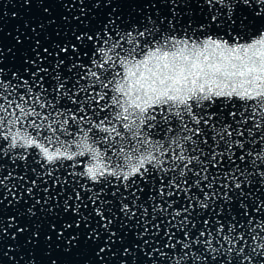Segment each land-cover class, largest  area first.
<instances>
[{
  "label": "snow or ice",
  "instance_id": "1",
  "mask_svg": "<svg viewBox=\"0 0 264 264\" xmlns=\"http://www.w3.org/2000/svg\"><path fill=\"white\" fill-rule=\"evenodd\" d=\"M44 2L23 0L28 7ZM86 2L91 8L80 7L71 24L67 15L57 23L48 7L41 9L46 23L26 21L33 36L13 40L28 46L6 50L19 54L18 66L4 65L0 48V203L10 194L20 201L10 177L25 181L20 187L30 197L42 184L43 204L35 200L42 209L63 193L41 214L55 217L59 207L70 215L49 231L75 257L107 233L94 250L100 264L111 244L124 243L110 227L118 219L117 228L139 241L121 256L142 253L144 264H264V199L245 192L264 189V0ZM53 25L71 35L49 39ZM248 29L256 38L241 43ZM29 157L39 165L31 180L3 163ZM109 188L119 193V216L101 199ZM35 204L24 210L29 218ZM94 217L97 226L89 227ZM8 220L12 227L15 218ZM82 222L86 233L65 236ZM26 230L17 226L11 238ZM5 235L0 218V239ZM39 236L37 226L25 243ZM7 255L0 252V260Z\"/></svg>",
  "mask_w": 264,
  "mask_h": 264
},
{
  "label": "water",
  "instance_id": "2",
  "mask_svg": "<svg viewBox=\"0 0 264 264\" xmlns=\"http://www.w3.org/2000/svg\"><path fill=\"white\" fill-rule=\"evenodd\" d=\"M42 7H48L50 9V14H54L57 23H59V18L62 15H67L69 17L70 24L74 23L71 21V17L73 15L79 14L80 7H86L91 8L90 4H87L85 0V4L81 5L77 2V0H72V5L65 9L61 4L50 2V0H45V2L42 5H38L33 3L31 7H28L23 4V0H0V9H2V13H0V48H3L5 50V57H4V65L8 67H12L13 65H19L21 61L19 60V54H17L15 57L11 56V54L7 53V49L12 47L13 51H15L16 48L21 47H27V42L24 45H16L15 41L13 40V36H15L17 33L21 34V37L25 35L31 37L33 36V33L28 31L25 28V22H29L32 27H35L37 23H46V19L44 14L42 13L41 9ZM97 10H93V12H96ZM15 12L16 15L13 16L12 13ZM102 14V13H101ZM55 31L59 32V35L56 36L53 33ZM254 29H248L247 32H241V43L250 42L251 39L256 38L254 37ZM264 31V29H262ZM49 39H64L65 34L68 36L71 35V32L68 28L61 25L60 28H56V25H53L52 27L47 28V33ZM45 35V34H41ZM3 163L7 166V170H13L17 175H24L31 180L33 178L32 172L30 171L31 168H39V165L32 163V158L29 157L26 162H20V161H13L9 160L7 158L4 159ZM27 165V166H25ZM64 170L61 169L59 174H63ZM70 182L73 183L74 181L72 178H68ZM10 181L16 185V187L12 190L16 196L21 197L19 203H17L15 200H13V196L10 194L4 199L2 203H0V209H2V212H0V218L3 219V225L7 229L8 235L3 236L2 239H0V252H7V256H3L2 260H0V264H26L29 259H31L34 264H51V260L55 259L57 260V264H61L62 261H69L76 259L77 261L87 258L90 261V264H100L99 260L94 255V250L103 245L104 243V237L107 235V233H104L98 228V231H101V238L97 242V244H91L89 242V245L87 246V252L85 257H75L74 255H64L62 252L63 249V243L61 240L56 239L55 232H50L48 229V225L50 223H56L57 220L63 221L65 219H68V215L61 211L59 207L55 209L56 216H50L47 214H41L42 211H46L49 204H53L56 202H62L63 199V193L60 194V196L56 197L55 200H49L48 204H44L43 209L41 208V204H43V201L45 199V193L42 191L43 185H40V188L33 190V196H29L27 193H24V189L20 187V184H25V186H28L25 181H19L17 182L14 177H10ZM51 178L48 179V184H51ZM67 187V186H66ZM255 192L256 195H260L261 199H264V189H261L260 191L256 190V187L253 186L251 189L246 188L245 192L248 191ZM0 191H3L0 189ZM59 191V185L56 187L50 188L48 192V196H55V194ZM70 191V189H69ZM23 194V195H22ZM101 199L103 200H111L113 204V211L118 213V199L119 193H117V196L111 195V190L106 189L104 193H101ZM40 199L41 204H35V200ZM8 200H13L12 204H8ZM71 203V201H69ZM87 203V201H85ZM99 203V201H98ZM35 204V211L36 215L29 218L26 214H24V210L29 207L30 205ZM233 208H235V205H233ZM8 217H14L15 223L12 227H9V220ZM98 218H92L88 223L89 227H96L95 220ZM126 219V218H124ZM135 219V218H134ZM134 221H128L129 224L133 223ZM120 223V220L118 219L116 223L113 225H110V227L118 232V235L122 236L124 238V243L121 244L119 242L111 244V248L106 249L105 253H101L100 255L104 257L103 264H120V260L124 259L126 264H133V260H135V264H144V261L147 259L146 256H144L142 253H137V255L133 258L129 256L128 254H125L124 256H121V252L124 247H130L132 243H139V241H134L132 237V232L128 231L126 226L124 231H120L117 228V224ZM19 227H25L27 226V230L21 235L20 233H16V239L11 238V233L15 231V228ZM39 226L40 228V236L39 239L36 241L35 244L32 243H25V241L29 238H31V232L32 230ZM57 227H59V224L57 223ZM142 230V228H138L137 231ZM79 231L81 233H86L88 231L87 228L83 226V222L81 223V227L79 229H69L65 230V236H67L70 232H76ZM152 231L151 229L149 230ZM45 235H51L52 239L45 241L44 237ZM145 238H147V234L145 235ZM156 239H159V237H156ZM151 244V241H150ZM59 245V247H57ZM158 246V245H153ZM82 249H73L74 252L81 251ZM145 250H149V247L146 245ZM164 251H168V249H164ZM112 252H115L116 255L113 256ZM154 257L159 260V257L156 256V254H153ZM257 259H260V257H257ZM164 264H167L165 261Z\"/></svg>",
  "mask_w": 264,
  "mask_h": 264
}]
</instances>
